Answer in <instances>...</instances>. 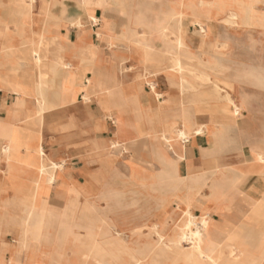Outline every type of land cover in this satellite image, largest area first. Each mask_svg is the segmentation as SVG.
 Here are the masks:
<instances>
[{"label": "bare ground", "instance_id": "bare-ground-1", "mask_svg": "<svg viewBox=\"0 0 264 264\" xmlns=\"http://www.w3.org/2000/svg\"><path fill=\"white\" fill-rule=\"evenodd\" d=\"M150 2L158 5L153 0ZM84 3L85 0H82V5ZM195 3L196 0L189 2L182 0L181 4H177L176 11L171 14L159 13L158 7H151L143 16L146 28L140 35L145 43H140V45L144 47L145 57H143L140 67L144 70L147 85L153 90H157L156 83L149 77L154 75L160 77V72L164 73L171 91L167 93V98L164 93L157 92L156 94L161 104L166 103L167 109L160 107L144 109L140 106L138 86L131 80L128 81L125 75L127 71L133 70V65H127L125 60L118 61L116 64L115 69L120 74L119 77H106L107 81H104L100 87L104 93H109L112 86L121 83L126 85L125 94L137 122L138 135L126 139L120 134L117 140L110 142L107 150H99L97 156L104 164H110L113 167L114 156L106 151L109 152L112 148H122L128 154L130 148L133 152L129 161L130 178L138 181L146 180L141 169L145 165L149 171H154V175H148L147 180L152 179L155 183L152 186H144L141 183L143 187H140L134 184L133 179L126 180L118 171V173L112 171L102 181V184H99L101 176L94 177L97 187L94 198H89L90 194L87 195L81 191L83 201L81 204L67 203L63 209L55 211L59 213L45 208V218L41 220L35 218L32 221V236L27 240L18 239L19 247L31 246L37 251L33 264H143L149 253L138 250L129 253L126 257L124 239L122 240L120 233L115 231L113 226L103 221L105 212L100 207L102 205L100 202L104 201L110 211L124 202L123 200L128 196L135 197V199L138 196H144V198L156 200V221L152 229L156 241L146 244L150 251L160 249L168 254L170 252L175 256L177 264L178 262H182L181 264H264V198L261 201H256L246 196L240 188L241 183L250 173H258L264 178V141L255 142L251 137H247L238 130L237 118L245 109L252 110L251 104L246 99L241 98L238 101L229 91L216 84L212 92L202 89L203 85L212 81V75L207 70L208 66L203 58L193 53L191 46L193 43L191 40V42L188 41L185 28L188 17L185 10L196 8ZM200 3L202 5L205 2L202 0ZM246 14H251V10L232 9L227 12L226 20L235 22L236 19ZM194 22L197 27H200L202 33L213 31L211 23L206 24L200 18H196ZM241 35L238 36L241 37ZM124 45L125 48L131 47V45ZM90 56L93 57L94 54ZM43 62L45 61L36 59L37 65ZM95 62H97V70L102 69L103 72H106L113 68L112 62L108 60H83V63H86L87 66L92 64V67ZM214 67L216 66L214 65ZM38 78L41 79V77ZM0 80L4 83L19 82L15 76L0 77ZM174 92H177V95L174 96ZM44 111L45 108L40 105L37 111L38 116L41 117ZM201 113L207 117L206 121L202 123L197 118ZM262 115L264 114L262 113ZM159 120L160 123H158ZM165 122H167V127L164 126ZM30 126L32 125L19 124L11 130L18 136H26L28 132H31ZM37 133L39 136L40 132ZM197 137L206 138L209 142V146L203 148L200 160L204 170L196 174H188L187 171L185 174H181L180 164L187 162L188 151L186 148L188 145L193 146ZM154 140L161 141L165 147L174 149L175 158L169 157L166 152L154 146ZM245 143H249L251 146L248 156H245L242 151ZM2 151L7 154L13 151L20 153L24 159L29 160L26 161L27 165L37 168L41 175L46 172L51 180H54L56 172L63 167L62 163H58L46 155L41 140L19 139L12 145L3 147ZM143 151H147V156L142 154ZM235 155L245 156L241 164H231L230 161L234 159ZM87 181L83 182L82 187L88 186ZM235 189L242 191L245 196L247 216L243 220L231 221V228L227 233L217 232L210 227L209 219L212 215L224 213L220 211L224 204H218L217 201L232 190L234 192ZM199 197L208 199L213 204L203 208L201 202L197 200ZM233 201L234 195L231 198H226L227 210L225 212L228 214L233 211ZM174 205L177 206L184 220L179 226L170 229L167 223L170 214L168 209ZM194 205L202 209V214L195 213ZM106 206L104 207L106 208ZM121 206L123 205L121 204ZM150 209L152 208L150 207ZM74 212L76 215L77 212L80 213V216L79 219L72 221ZM90 212L96 213L97 216L91 215ZM37 215L40 216L35 214V216ZM175 215L178 216V214ZM123 219L125 218L123 217ZM78 230L84 232L79 233ZM69 247H72V257L66 254Z\"/></svg>", "mask_w": 264, "mask_h": 264}, {"label": "crops", "instance_id": "crops-1", "mask_svg": "<svg viewBox=\"0 0 264 264\" xmlns=\"http://www.w3.org/2000/svg\"><path fill=\"white\" fill-rule=\"evenodd\" d=\"M150 1L85 0L82 5V0H0V77L15 76L19 81L4 83L0 80V192L2 189L12 193L3 202L0 196V264H33L37 251L31 246L19 247L18 239L27 240L32 236V221L35 218L44 219L45 208L59 213L49 204L54 184L61 188L73 187L67 194L57 192V197H63V209L67 203L83 202L78 185L82 188L88 178L84 176L86 170L93 179L101 176L99 184L112 171H125L117 163L118 154L124 152L122 148L106 151L116 159L113 160V167L104 164L97 156L99 150H107L110 142L117 140L120 134L126 139L138 135L137 122L125 94L126 85L112 86L109 93L100 90L108 77H119L115 69L118 61L125 60L127 65H133V70L125 75L128 81L137 84L142 108L167 109L166 103L161 104L157 98V92L163 93L158 88L159 83L152 78L157 90L151 89L140 67L145 57L140 47V43L145 41L140 34L146 28L143 16L147 9L158 7L163 11L166 9L161 8V3L174 5L181 4V1L153 0L158 5ZM124 44L131 47L125 48ZM37 58L45 62L37 65ZM83 60H108L113 68L108 72L102 69L98 71L97 62L92 67ZM40 105L45 108L41 117L37 114ZM197 118L201 123L207 119L202 113ZM19 124L32 125L29 127L31 132L18 136L11 129ZM37 132H40L39 136ZM19 139L41 140L46 155L63 164L54 180L46 172L41 175L37 168L27 165L26 161L29 160L20 153L13 151L7 154L2 151L3 147ZM195 142L186 148L187 162L180 164L181 174L186 171L196 174L204 170L200 160L203 148L208 147L209 142L201 137H197ZM153 144L175 158L174 149L165 147L158 140H154ZM131 153L132 149L129 148V155ZM142 154L147 156V151ZM96 157L102 162L99 171L100 164ZM156 166L159 167L158 164ZM260 183L264 185V178L258 173H250L240 188L246 196L261 201L264 193L262 196L257 194ZM242 191L235 189L217 201L224 204L220 209L224 213L210 217L209 225L213 230L227 233L231 221L243 220L247 216ZM232 195L233 211L228 214L225 212V202ZM197 200L203 208L213 204L208 199L199 197ZM196 209L202 214V209ZM79 214L74 212L72 221L79 219ZM90 214L97 216L96 213ZM8 236L13 237L14 243L6 242L3 245V238Z\"/></svg>", "mask_w": 264, "mask_h": 264}, {"label": "rangeland", "instance_id": "rangeland-1", "mask_svg": "<svg viewBox=\"0 0 264 264\" xmlns=\"http://www.w3.org/2000/svg\"><path fill=\"white\" fill-rule=\"evenodd\" d=\"M179 1H182V0H179ZM186 1L189 2L188 0H186ZM201 1L202 0H196L195 4L197 5V7L194 9H188L186 15L188 16L187 17V20H188L187 21L188 41L189 42L192 41V43H193V44L190 43V44H192L191 46H192L193 53L195 55L203 58V60L206 62V63L205 62L204 63L207 64V66H208L207 70L209 72H211V75H212V81L207 83L206 85H203L202 89L206 90L207 92H212L214 85L216 84L218 86L223 87L225 90L229 91L234 96V98H236L238 101L241 98L246 99V101L249 104H251L252 110L249 111L248 109H245L243 111V113L237 118V127L239 128L238 130L242 131L247 137H251L253 139V141L262 142V141H264V115H262V113L264 114V12H263L264 0H260V1L259 0H203V2H205V3L202 5L200 3ZM161 4H162L161 8L166 9V10H165V12H164V10L163 11L159 10V13L163 12V13L171 14L174 11H176L177 4H174V5H166L164 3H161ZM232 9H238V10L240 9L243 11H250L251 10V14L243 15L239 19H236L235 22H229L226 20L227 19V12L229 10H232ZM211 13H213V14H211ZM196 18H200V19L204 20L206 22V24L211 23V26L213 27V31L210 33L200 32L201 31L200 27H197L196 23L194 22ZM255 21H257L258 23ZM253 31H255V32H253ZM243 32H244V34H242ZM249 33H251V34H249ZM238 35L239 36L241 35V37H239ZM135 46H137V45H135ZM140 47L144 51V47L141 45H140ZM253 48H256V49H253ZM209 50H210V52H209ZM234 56H235V58H234ZM241 61H244V62H241ZM214 65L216 67L213 68ZM259 66H262V67H259ZM250 71L253 72L254 74L251 73ZM237 73H238V75H237ZM235 75H237V76H235ZM159 76L160 77H158L157 75H154L152 77H149V79L155 78L157 80V82L159 83V86H158L159 90L162 91L164 93L165 98H167L168 94L165 93V91L170 92V90H171L169 87L170 85H169V83H168L163 72H160ZM234 77H235V79H234ZM224 80H226V81H224ZM255 87H257V88H255ZM173 95L174 96L177 95V92L176 93L174 92ZM259 97H261V98H259ZM162 99L164 100V98H162ZM251 101H253V102H251ZM239 120H240V122H239ZM259 140H261V141H259ZM250 149H251L250 144L245 143L243 148H242V151L245 153V156L249 155ZM245 156L244 155L243 156L242 155H238V156L235 155L234 159H232L230 162L233 165H236L239 163L241 164L243 159H245ZM117 158H118V160H117L118 165L123 167L124 169L126 168L125 172H120L122 174V176H124L126 178V180H132L133 178L132 179L130 178L131 170L129 168V163H130L129 162L130 161L129 153L128 154L125 152L121 153L117 156ZM96 160L100 164L99 169L97 170V171H99L102 168V162L97 157H96ZM143 169H142V174L147 179H148V175H154V171L151 172V171H149L148 168H145V167ZM87 172L88 171L86 170L84 173V176L86 178L88 177L86 179V181L88 180L86 182V184L88 186L81 188V186L78 185V188H80L81 189L80 191H83L85 194H87V195L90 194L89 198H92V197L94 198L96 196L95 194L97 192L96 182L92 177H90V175H87ZM147 179L142 180V181H138V180L133 179L132 181L134 182V184H136L137 186H140V187H143V185L144 186H152L155 183L154 180H152V179L147 180ZM82 180H83V178H82ZM141 183L143 185H141ZM263 186L264 185H262V183H260V185H259L260 188L257 190L258 196L263 195V193H264V188H262ZM99 187H100V185H99ZM140 187H138V188H140ZM72 188H73L72 186H67L66 188H64V187L61 188L57 184H54V186L52 188L53 196L50 199V203H49L51 208H53L55 210H60L62 207V203H63V197H61V196L57 197L56 196L57 192H59V193L61 192V194H67L68 192H70V190ZM230 193H233V190ZM0 196H1V200L3 202L4 200L9 199L12 196V193H10L8 191H4L1 189ZM128 198H130V199H128ZM125 199L123 200L125 203L124 202L121 203L123 206H121V204L117 205L115 207V209L110 210V211L108 210V207L106 206L104 201L100 202V205L102 204L100 207L105 212V216L103 218L104 219L103 221L106 222L107 224L113 226L114 229H116L115 231H118L120 233V237H122V240L124 239L123 241L126 243L125 244V246H126V250H125L126 257H128L127 255H129V253H133V252H136L138 250H144V251H147V253H149V255L145 258V260L143 261V264H162V263L163 264H177V261L175 260L176 259L175 256L172 255L170 252L168 254L167 252L165 253V252L161 251L160 249H156V250L154 249V250L150 251L149 248L146 247L147 243H150V242L153 243V241L154 242L156 241L154 235L152 234L153 225L156 221V218H155V213H156V208H157L156 200L153 198H151V199H148L146 197L144 198V196H140V197L138 196V197H136V199H135V197L132 198L131 196H128ZM126 205H129V206H126ZM131 205H132V207H131ZM104 206H106V208ZM147 206H148V208H147ZM149 206L152 209H150ZM152 206H154V207H152ZM196 208H197V205H194V211L198 210L195 213L199 215L200 210L196 209ZM173 210H175V211L173 212ZM109 212H110V214H109ZM130 212H131V214H130ZM168 212L170 213L169 219H168L170 221L167 220V223H168L170 229H172L175 226L177 227L180 224H182L184 218H183V215L177 209V206L174 205V206L170 207L168 209ZM107 214H109V215H107ZM175 214H178V216H176ZM123 217L125 219H123ZM119 219H120V221H119ZM123 222H124V224H123ZM128 222H129V224H128ZM83 232H84L83 230L79 231V233H83ZM140 234H141V236H140ZM6 242L7 243H14L13 237L8 236L5 239L3 238L2 244L4 245V244H6ZM127 244H129V245L127 246ZM130 247H132V248H130ZM66 254L69 257L70 256L72 257V247H69L66 250ZM23 257H25V254ZM181 263L178 262V264H181Z\"/></svg>", "mask_w": 264, "mask_h": 264}]
</instances>
